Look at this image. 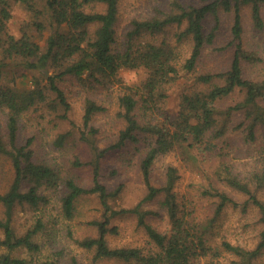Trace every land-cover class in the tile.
I'll use <instances>...</instances> for the list:
<instances>
[{
    "label": "trees",
    "instance_id": "trees-1",
    "mask_svg": "<svg viewBox=\"0 0 264 264\" xmlns=\"http://www.w3.org/2000/svg\"><path fill=\"white\" fill-rule=\"evenodd\" d=\"M120 1L0 0V155L10 160L13 170L10 185L0 192V202L4 206L0 216V264H86L73 254L69 259L59 255L40 256L43 244L37 236L47 229L44 211H32L35 213L32 224L22 233L15 228L18 205L37 210L48 201L44 191L59 185H63L62 216L66 219L73 217L79 196L96 193L101 199L104 207L101 218L88 221L97 229L96 235L79 237L69 230L71 239L80 248L93 251L92 264H99L104 258L128 264H201L204 257L206 264H255L264 251V228L254 248L225 239L221 246L214 245L212 238L216 221L228 205H242L243 210L255 205L264 223V197H261L264 196V162L248 175L233 171L226 163L221 164L220 179L230 190L243 193L247 198L240 203L230 190H205V194L218 200L214 216L205 222L191 220L180 211L175 191L178 168L170 165L162 184H156L153 164L159 156L177 147L201 148L207 141L206 146L214 148L215 143L210 139L224 137L238 111L244 113L243 121L237 126H244L246 140L264 142V77H246L244 71L246 62L263 59L245 45L243 14L249 7L253 28L264 35V0H192L194 3L172 0L166 9L157 8L152 15L133 18L122 47L116 44ZM14 3L22 4L30 12V19L22 24L19 35L9 30ZM223 13L233 15L232 38L226 45L216 48L233 47L230 67L223 72L199 71L198 62L205 47L214 44ZM208 16L215 21L210 31H206L204 25ZM169 25L180 28L174 41L169 38L159 43L142 41L143 35L157 34ZM47 30L49 33L41 44L37 36L44 35ZM186 39L191 48L183 58L180 48ZM19 59L22 62L13 72L11 66ZM123 67L144 68L147 76L140 84L126 86L120 93L118 114L125 123L117 140L102 149L93 145L90 186L82 185L75 176H63L53 163L37 156L33 148L34 136L20 142L22 121L29 112L49 105L57 111L61 107V116L67 118L70 103L59 85L60 79L72 76L82 86L101 84L107 87L116 81ZM42 69L53 70L46 84L33 74L30 85L18 82L27 77L24 70L40 72L44 71ZM9 72L12 77L7 79ZM188 75L193 76L192 88L180 93L181 101L173 113L166 111L164 104L170 85ZM237 90L244 92L243 98L221 108L220 102ZM51 94L55 95L53 100H49ZM104 108L96 100L87 99L83 120L90 133L97 131L91 125L93 116ZM68 136V133H59L55 144L62 146ZM142 142L147 148L139 167L146 193L133 207L116 209L109 200L120 187L110 190L100 180L101 160L112 149L134 146L140 150L138 144ZM160 194L159 206L167 212L171 223L169 231L154 226L148 216L158 212L144 206ZM121 213L137 215L138 225L145 229L156 250L145 253L137 246L110 245L108 235L118 232L112 219ZM21 252L29 256L18 254Z\"/></svg>",
    "mask_w": 264,
    "mask_h": 264
},
{
    "label": "rangeland",
    "instance_id": "rangeland-1",
    "mask_svg": "<svg viewBox=\"0 0 264 264\" xmlns=\"http://www.w3.org/2000/svg\"><path fill=\"white\" fill-rule=\"evenodd\" d=\"M192 2V0H182ZM172 0H121L119 9V20L117 23V46H124L126 33L132 26L133 18H142L152 15L157 8H168ZM99 8V7H97ZM250 8L243 11L245 22V45L256 52L263 61L245 63L244 71L246 77H264V35L253 28L250 19ZM30 19V12L20 3H14L12 17L9 20V30L15 35H19L24 22ZM232 14L223 13L220 26L217 30V38L212 45H207L203 50L198 62V70L203 72H223L229 69L234 49L229 46L223 50L216 47L226 45L231 35ZM214 17L208 16L205 19V30L210 31L214 26ZM180 28L176 25L165 27L164 31L157 34L143 35L142 41H152L159 43L164 38L174 41ZM37 36V39L44 44L45 36ZM39 35V34H38ZM190 41H183L181 46L182 57L186 58L190 52ZM20 59L12 64V71H16ZM23 69L21 68V71ZM44 71L27 72L25 79H20V84H31L32 74L40 78L46 84L53 70L42 69ZM42 72L46 73V76ZM12 77L11 72L7 74ZM147 76L144 68L123 67L119 69L117 79L107 87L103 85L82 86L75 77L67 76L59 80V85L65 90L70 110L67 118L61 116L63 110L58 111L49 107L29 112L22 121V140L29 136H34L33 148L37 156L46 159L57 167L63 176H75L77 180L85 186L92 183V167L90 160L93 157V145L99 149L108 147L114 143L120 129L124 126V119L118 114L121 110L119 105L120 93L129 85H138ZM193 76L188 75L173 82L169 87V97L166 99L164 108L170 113L174 112L180 101L181 92L191 89L193 86ZM244 96L242 90H237L220 102L221 108H226L240 101ZM55 98L51 94L49 100ZM94 99L105 108L97 112L91 125L97 130L90 133L89 128L84 125L83 115L87 99ZM43 115V116H42ZM244 119L243 111H238V115L233 120L228 133L212 140L214 148L207 145V141L201 148L177 147L168 154L159 156L153 164V179L156 184H162L165 179L166 170L170 165L178 168L179 178L175 185L177 203L180 211L189 219L205 222L212 216L217 207V199L205 194V190L219 188L230 190L223 180L220 179L221 164L230 165L233 171L242 175H248L255 169L261 167L264 159L262 150L263 141L259 139L257 143L246 140L244 126L239 125ZM68 133L62 146L55 144L59 133ZM86 138H83V135ZM140 150L134 146L116 148L109 150L101 160L100 180L108 186L110 190H115L117 186L120 190L115 196L110 198L111 205L116 209L129 208L139 202L146 193V185L142 180L140 172V161L146 150V144H138ZM80 162V163H78ZM10 160L0 155V192L5 191L13 177ZM25 186L24 188H26ZM44 193L48 201L42 204L37 210L29 206L18 205L16 208L15 228L19 233L32 224L35 213L32 211H44L47 229L42 231L37 240L43 244L41 257H63L69 259L70 256L77 255L86 264H92L93 251H85L80 248L70 237L69 230H73L75 236L83 237L96 235L97 229L88 224V221L101 218L104 211L101 199L96 193H88L79 196L75 201L74 215L70 219L62 216L63 185L57 188L47 189ZM236 200L243 203L247 198L243 193H235L230 190ZM264 195V194H263ZM162 194L155 200L146 202L145 208L157 211V214L148 216V220L161 231H169L170 219L167 212L159 206ZM264 197V196H261ZM4 206L0 202V216L3 214ZM112 224L118 226L117 233H110L108 241L111 246H137L148 252L156 250V245L151 241L145 229L138 225L137 215L134 213H121L112 219ZM264 228V223L260 220L259 210L255 205H249L247 210L242 209V205L234 207L228 205L222 211L213 229V244L222 245L225 239L233 244H238L246 248H254L260 239V232ZM61 253V255H60ZM22 256H29L27 252L18 253ZM227 256V252L225 253ZM207 258L201 260V264H206ZM63 261V260H62ZM67 262V261H65ZM99 264H128L124 261L104 258ZM255 264H264V251L255 260Z\"/></svg>",
    "mask_w": 264,
    "mask_h": 264
}]
</instances>
